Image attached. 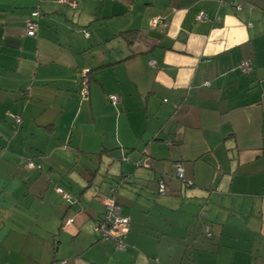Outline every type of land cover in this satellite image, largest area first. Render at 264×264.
<instances>
[{"label":"crops","instance_id":"0c3cea01","mask_svg":"<svg viewBox=\"0 0 264 264\" xmlns=\"http://www.w3.org/2000/svg\"><path fill=\"white\" fill-rule=\"evenodd\" d=\"M74 1L0 0V264H264V0Z\"/></svg>","mask_w":264,"mask_h":264},{"label":"built area","instance_id":"2783aa9c","mask_svg":"<svg viewBox=\"0 0 264 264\" xmlns=\"http://www.w3.org/2000/svg\"><path fill=\"white\" fill-rule=\"evenodd\" d=\"M72 6L75 5L74 0H62ZM43 14L40 10L35 9L31 11V18L26 21V35L34 36L35 31L37 28L38 20L42 18ZM204 16L203 13H200L197 16V19H202ZM160 22H162L161 18H152L149 22L151 27H156ZM153 64V61H150ZM242 71L246 72L250 69L249 62H242L241 63ZM81 88L79 91V95L82 98H85L88 94L87 88V79L85 75L81 79ZM107 99L110 102H117L119 97L117 94H110L107 96ZM15 120L17 122L20 121L19 116H15ZM126 160L127 157L122 158ZM23 165L28 169H40V164L35 162L30 158H23L22 160ZM138 165L146 166L144 162H139ZM174 176L177 179L182 180L183 178V169L180 164H174ZM56 189L60 192H63L65 198L70 202H77V198L71 196L68 193H65L60 187H56ZM166 190L165 183L163 181H158V191L164 192ZM101 203L103 205V210L101 215L95 220L93 229L94 231L99 233L101 239L108 240L113 243L115 249H123L125 244L122 240L123 235L126 233L128 228L129 220L127 217L123 216L120 212V204L116 201L113 193V189L110 193L103 195L101 198ZM72 218L67 219V223H70Z\"/></svg>","mask_w":264,"mask_h":264},{"label":"trees","instance_id":"16d2710c","mask_svg":"<svg viewBox=\"0 0 264 264\" xmlns=\"http://www.w3.org/2000/svg\"><path fill=\"white\" fill-rule=\"evenodd\" d=\"M124 157H127V155H124ZM126 160H128V157H127ZM124 179H125V177H122V178H121V180H124ZM158 181H163V180H162V179H159ZM163 182H164V181H163ZM112 189H113L114 197H115V199H116V187H115V186H111V187H109L107 193H105L104 195L110 193V191H111ZM116 201H117V199H116ZM117 202H118V201H117Z\"/></svg>","mask_w":264,"mask_h":264}]
</instances>
